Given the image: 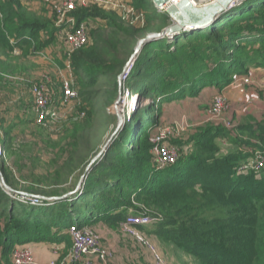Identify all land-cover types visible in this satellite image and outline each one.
Returning <instances> with one entry per match:
<instances>
[{
	"label": "trees",
	"instance_id": "1",
	"mask_svg": "<svg viewBox=\"0 0 264 264\" xmlns=\"http://www.w3.org/2000/svg\"><path fill=\"white\" fill-rule=\"evenodd\" d=\"M28 1L0 0V77L17 72L15 60L33 59L57 44L55 17L51 20L29 11ZM128 2L144 14L142 27L133 28L115 12L95 5L77 9L78 23L101 20L109 34L103 36L101 28L91 31L92 44L71 55L72 86L77 92L76 80L85 86L82 76L91 86L101 78L111 79L117 90L115 76L123 63L119 49L127 43L124 50L131 51L147 34L171 24L151 0ZM59 51L62 54V48ZM249 66H264V0H242L201 31L145 44L127 84L137 83L140 98L151 103L124 122L92 164L80 193L52 203L40 198L38 205H32L0 187V264H13L14 252L30 244L65 243L70 247L67 231L73 223L80 228L119 226L129 213L137 211L134 203L161 216L157 223L142 228L147 237L182 251L199 264H264V168L239 172L257 149H264L263 124L200 126L184 142H172L186 148L175 163L159 170L152 162L150 141L164 106L199 98L206 89L220 93L237 75L246 74ZM176 96L178 101H172ZM82 99L89 100L84 94ZM10 129L2 128L7 139ZM77 130L75 127L71 136ZM221 141L235 149L223 154ZM0 142L4 151H10L8 141ZM0 170L3 173L1 166ZM22 179L30 185L21 190L14 178H4L14 191L44 198L74 190L72 184L64 186L68 178L60 175Z\"/></svg>",
	"mask_w": 264,
	"mask_h": 264
},
{
	"label": "rangeland",
	"instance_id": "2",
	"mask_svg": "<svg viewBox=\"0 0 264 264\" xmlns=\"http://www.w3.org/2000/svg\"><path fill=\"white\" fill-rule=\"evenodd\" d=\"M191 1L196 6L201 7L214 0ZM25 5L29 11L36 13V15L44 16L52 20V14L45 0H31V2L28 1V4ZM106 11L111 12L112 10ZM84 23L89 30V36L91 31H97V28H101L100 33L108 37L109 34L106 33L108 32V28L104 26V22L101 20H85ZM133 28H140V26H133ZM56 42H58L57 34ZM91 44L92 41L90 39L88 46ZM126 45L127 43L119 49L118 57L123 63L120 67V72L115 76L118 84L117 90H113L114 87L111 79L101 78L98 84L91 86L86 81V77L82 76L85 86H79L76 80L77 86L80 88L77 100L72 101L68 105L69 107L61 110L59 120L54 124L51 122L37 124L35 122L31 88L35 82L47 80L49 88L54 91L53 100L55 103L60 93L62 79L64 77H71L74 84L75 78H73L72 73L68 74L65 71V67L60 66L59 61L62 63L63 56L58 51V44L45 48L33 59L15 60L13 69L17 70L16 73H2L6 75L0 77V109L3 116L0 123V140H6L10 145V151H4L3 144L0 142V152H3V155L0 154V166L3 171V178H14L16 180L15 186L22 190L27 185H30L29 182H24L22 178H57L60 175V178H68L64 186L73 185L74 190L70 192L80 193L82 191V184L77 185L89 172H86V167L92 158L103 150L105 143L109 139L112 141L118 133L113 134L117 126L116 113L122 118L124 117L125 122L137 109L151 103V100L148 98L144 100L140 98L137 83L131 85L132 87L128 84L123 86L118 83V76L129 62L135 48L134 46L131 51L130 49L124 50ZM261 85L262 83L260 84L257 81L248 84V88L244 92V97L241 98V105L237 106V109H233V112L240 116V118L243 115L247 116L242 118L241 122L237 120L234 122L230 118L227 119L231 122V127L242 124V122L247 123L252 117L261 118ZM126 90H129L128 96H126ZM83 94L89 98L88 101H83ZM219 95L217 94L215 96ZM132 97L134 103L131 100ZM172 101H178V97L176 96ZM183 103L176 102L164 106L163 111L159 112L160 117L157 126L151 129L150 138L151 140L155 136L166 132L168 135L166 136L165 142L175 146L179 150V153L185 150L186 145L184 144L180 149L172 143L173 141L184 142L198 127L209 123L216 124L213 122L208 123L206 115H201L202 117L200 116L198 118L197 111L190 108V105ZM230 108L227 102V109L223 115L225 119ZM87 117H90V119L86 121ZM7 126H11L9 132L10 139L5 137L4 131L2 130L3 127ZM75 127L78 128L75 133L76 136L74 135L77 139L73 140L74 136L71 135ZM256 152L263 151L257 149ZM256 152L253 154L255 155ZM253 157L249 158V160L253 159ZM152 162H154L156 168L153 155ZM84 181L81 183H84ZM43 189L52 190L53 187H44ZM31 196L41 199L44 198L40 195ZM11 197L15 198L13 196ZM21 197L20 195L17 200L21 201ZM134 205L135 208H138L137 211L135 213H129L128 215L145 212L160 216L156 211L141 204L134 203ZM89 228L99 240L102 239L101 243L104 248H113V251L111 250L110 252L113 255V260L114 258L115 260L113 261L111 258V261L109 260L107 264H151L150 260L147 259L146 252L120 231V224L116 227L98 224ZM148 238L155 244L168 264H176L174 258H178L179 256L184 259L185 264H199L195 259L184 254L182 251L170 245L161 244L156 239ZM62 244L64 247L60 249L57 246L58 244H50L53 245L58 255L53 261L54 264H62L68 256V250H70L68 248L70 247H66L65 243ZM118 246L126 248V251L121 252Z\"/></svg>",
	"mask_w": 264,
	"mask_h": 264
},
{
	"label": "built area",
	"instance_id": "3",
	"mask_svg": "<svg viewBox=\"0 0 264 264\" xmlns=\"http://www.w3.org/2000/svg\"><path fill=\"white\" fill-rule=\"evenodd\" d=\"M47 7L52 16L55 17L54 24L59 30L57 38L59 48H62L63 66L68 74L71 73V55L80 48L89 44V30L84 22H77L76 11L78 8H86L90 5L103 10H112L120 18L122 22L129 26H140L144 24V14L132 7L128 1L124 0H45ZM85 25H84V24ZM134 61L128 62L118 76V83L123 86L127 85L131 73L134 68ZM66 63V64H65ZM71 77H64L60 84V93L54 103V91L49 88L47 80L35 82L32 85L31 92L34 103V119L37 124L56 123L61 115L63 108L69 107L72 101L77 100L78 92L72 86ZM264 90V81L261 85ZM126 96L129 90L125 91ZM137 97V96H136ZM136 97H134L136 99ZM69 99H71L69 101ZM133 97L131 98V100ZM130 100V101H131ZM227 109V101L222 95L215 96L205 115L207 121L216 124H223L226 128H231L232 124L223 117ZM2 112L0 109V123L2 121ZM46 126V125H45ZM166 132L152 138L151 154L155 158L156 169L173 164L179 158V150L165 142ZM256 152V151H255ZM3 155V152L1 153ZM264 168V153L256 152L253 159L248 160L239 172L246 173L248 171L258 172ZM22 196V202L28 200L32 205H38L39 197ZM31 199V200H30ZM159 215H151L148 213H139L136 215H128L120 223V231L130 238L137 246L142 248L148 255L152 264H168L161 252L155 244L144 234L143 227L153 225L160 221ZM71 239V246L66 260L62 264H91L93 260L101 264L113 258L108 248H104L101 240H99L89 227L80 228L77 223L70 225L67 231ZM13 264H34L30 251L26 248L18 249L12 257ZM49 264H54L50 262Z\"/></svg>",
	"mask_w": 264,
	"mask_h": 264
},
{
	"label": "water",
	"instance_id": "4",
	"mask_svg": "<svg viewBox=\"0 0 264 264\" xmlns=\"http://www.w3.org/2000/svg\"><path fill=\"white\" fill-rule=\"evenodd\" d=\"M236 1L238 0H214L207 5L199 7L196 6L191 0H178V2L176 0H151L153 6L157 10L159 11L163 10L167 14L169 19L171 20V24L163 28L160 32L149 33L144 38L140 39L134 48V52L129 62L134 61L137 58L142 47L147 43L162 39L164 37L171 38L173 36H178L180 33H184V32L192 33L207 28L208 26L214 24L215 21L219 19L221 14L227 12L236 4L237 5L240 4L242 0H240L233 6V3ZM119 87L121 88L120 84ZM116 115H117V126L113 134L118 132L124 125V117L122 118L117 113ZM110 142L111 140L109 139L103 146V150L92 158L89 165L86 167V172L89 171L92 164L102 155V153L108 147ZM85 178L86 177L82 178L77 186H79L81 182L85 180ZM0 187L8 193L18 194L26 197H34L31 195H27L26 193L17 192L11 189L5 183L1 170H0ZM73 194L74 192H69L58 197L42 198V199H45L48 203H52L58 200L66 199L67 197Z\"/></svg>",
	"mask_w": 264,
	"mask_h": 264
},
{
	"label": "crops",
	"instance_id": "5",
	"mask_svg": "<svg viewBox=\"0 0 264 264\" xmlns=\"http://www.w3.org/2000/svg\"><path fill=\"white\" fill-rule=\"evenodd\" d=\"M29 1L31 2V0H29ZM26 4H28V2ZM255 81L260 82V84L264 81V66H259V67L258 66L257 67L249 66L247 68L246 74L237 75L234 79V82L231 85H229L227 88H225L223 91H221L220 93L215 89H206L202 92V94L199 98H196L193 100L187 99L186 100L187 102H184L183 104L190 105L191 106L190 108H192L193 110H196L198 113V118H199L201 115L205 116V112H206L208 106L210 105L209 103L212 102L213 97L217 94H220V95L224 96V98L228 102V105L231 107L229 110V113L227 114V116H225L226 119L230 118L234 122L236 120L238 122H241L242 121L241 119L245 118L247 115H243V117L240 118V116L236 115L233 112V109L234 108L237 109V106L241 105L240 104L242 102L241 98L244 97L245 89L248 88V84L253 83ZM260 104H261L260 105L261 118H256V117L253 118L252 117L247 123L252 124L254 122H261V124H263V126H264V90L263 89L261 91V102H260ZM190 108H189V110H190ZM254 116H255V114H254ZM242 124H246V123L242 122ZM239 136L242 139L245 138V135H239ZM220 147H221V152L223 154L227 153L228 150H234L235 149V145H233L227 141H221ZM260 151L264 152V149H261ZM105 243H107V241H105ZM57 246L59 249L64 247V245L62 243L58 244ZM118 248L120 249L121 252L126 251V248H124L122 246H120V247L118 246ZM26 249H28L30 251L34 264L35 263L36 264H49L50 262H53L56 259V257L58 256L53 245L46 244V243L30 244L26 247ZM68 249H70V248H68ZM108 249L110 251L111 250L113 251L112 247H108ZM168 251H170V250H168ZM179 257L174 258V260L176 261V264H185L184 259L181 257L179 259ZM147 259H149V257ZM111 260H113V258ZM114 260H115V258H114ZM91 264H101V263L97 262L96 260H93L91 262Z\"/></svg>",
	"mask_w": 264,
	"mask_h": 264
},
{
	"label": "bare ground",
	"instance_id": "6",
	"mask_svg": "<svg viewBox=\"0 0 264 264\" xmlns=\"http://www.w3.org/2000/svg\"><path fill=\"white\" fill-rule=\"evenodd\" d=\"M177 2H178V0H176ZM240 0H238V1H236V2H234L233 3V6H234V4H236L237 2H239ZM194 34V33H193ZM109 146V145H108ZM107 149V148H106ZM94 164V163H93ZM92 167V166H91ZM86 177V176H85ZM82 184V183H81ZM28 202V201H27ZM46 202V201H45ZM29 203V202H28ZM47 203V202H46ZM36 264V263H35ZM61 264V263H60Z\"/></svg>",
	"mask_w": 264,
	"mask_h": 264
}]
</instances>
